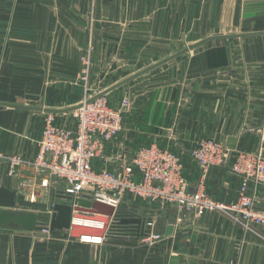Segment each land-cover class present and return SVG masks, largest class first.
<instances>
[{"label":"crops","instance_id":"0c3cea01","mask_svg":"<svg viewBox=\"0 0 264 264\" xmlns=\"http://www.w3.org/2000/svg\"><path fill=\"white\" fill-rule=\"evenodd\" d=\"M220 2L216 0V7ZM231 3L234 26L248 31L203 39L264 32V0ZM209 5L206 0H0V104H6L0 105V153L35 158L46 113L8 105L73 107L69 104L77 98L79 56L90 41H100L102 53L114 56L122 55L126 46L140 54L142 42L143 47L165 48L191 26L202 31ZM183 57L187 62L173 66L178 58L132 82L139 88L124 90L132 108L123 115L124 129L107 156L150 145L172 150L184 162L189 191L202 189L217 201L234 202L241 179L231 167L205 171L190 153L209 138L227 145L235 138L234 152H264V144L257 143L264 135V36L213 41ZM168 66V72L156 77ZM68 115L57 116L69 122ZM116 163L99 167L111 169ZM25 173L11 172L0 161V188L16 192L17 208L31 211L28 194L20 188ZM55 183L40 201L52 195L55 204L58 192L66 188ZM251 191L264 209V185L251 186ZM166 212L164 237L145 243L126 239L98 246L71 237L36 244L29 231L0 228V264H264V242L231 220L217 213H181L176 207ZM169 226L174 233L166 237ZM76 243L82 244L79 252L72 249ZM94 246L100 249L95 258L88 255Z\"/></svg>","mask_w":264,"mask_h":264},{"label":"built area","instance_id":"2783aa9c","mask_svg":"<svg viewBox=\"0 0 264 264\" xmlns=\"http://www.w3.org/2000/svg\"><path fill=\"white\" fill-rule=\"evenodd\" d=\"M89 63V58H84L85 66ZM89 98L86 95L82 107L74 112L73 122L45 115L35 158L0 153V161L7 162L11 172L26 169L20 188L28 194L30 203H35L50 185L61 182L66 188L58 192L57 198L72 197L73 207L80 198H90L116 210L122 209L124 203L141 200L173 206L181 213L196 216L217 213L240 226L245 234L264 242V209L258 208L251 191V186L264 185L262 152H234L213 138L199 142L190 153L194 162L205 171L229 165L241 179L236 200L220 202L202 189L189 191L184 162L172 150L150 145L107 156L110 144L124 129L123 113L113 108L106 97L86 104ZM108 162L117 163L111 169L99 167ZM49 223L50 220L48 228ZM80 240L97 245L103 241L98 237Z\"/></svg>","mask_w":264,"mask_h":264},{"label":"rangeland","instance_id":"374dc122","mask_svg":"<svg viewBox=\"0 0 264 264\" xmlns=\"http://www.w3.org/2000/svg\"><path fill=\"white\" fill-rule=\"evenodd\" d=\"M230 1L232 2V0H221V2L218 4V5L221 4V6L216 7V0H206V3L210 5L206 6V19H205L206 23L202 31L192 28L191 26L187 30V33H184L182 37L176 39L174 38L172 40V44L170 45L167 44L165 48L156 47L157 48L156 49L149 46L143 47L144 43L142 42L140 54L136 52V49L131 48L130 46H126V49H124V53L122 55L114 56V54L102 53L103 49L100 41H94V40H92V42L90 41L86 48V51L79 56L78 71L75 77L76 80L74 81L75 84L74 93L77 98L74 99L73 102H71L69 105H74V106L78 105L80 102H83L86 95H88V97H92L98 94L99 92L120 82L121 80L139 72L140 70H143L144 68H146L147 65L151 63H157L183 50L188 45L199 42L200 40L203 39L202 37H206V35L208 34L235 33L239 31H248V28L246 29L237 28L238 24L234 26L233 23L235 22L233 21V14H232L233 9L231 7L232 3ZM222 26L224 28L223 30H220ZM87 57L90 60V63L87 64L89 68L84 64V58ZM187 58L188 57H182L181 59L175 61L174 63L175 65L173 66H176L182 62H187ZM170 68L171 67L168 66L165 67L164 69L158 70L157 71L158 73H156V77L168 72ZM178 69H182V67L181 68L179 67ZM136 84L131 83L130 85L124 86L119 91L109 94L108 95L109 97L106 96L107 101L112 107L114 106L113 108H115L116 110H120L123 113V115H126V113H128L129 110L132 108V106H131L130 97L128 95L127 97H125V94L123 95V93L124 90H129L133 86L135 88H139V86ZM190 95L191 94H189L188 96L186 95L187 98L185 96L186 98L185 104L190 100L189 99ZM128 101L130 102L129 107H128ZM68 116H71L70 118L71 121L73 122L75 118V113L73 112L71 113V115ZM173 122L175 123L174 118L171 124ZM176 122L179 123V119H177ZM174 123L171 125L169 129L173 127ZM249 137L250 136H248V138ZM259 137L260 140L257 143L264 144V135L258 136V138ZM215 139L219 140V138H215ZM130 150H135V148H131ZM254 152H262L264 154V152L261 149L260 150L257 149ZM41 201L40 199H38L35 203H30V205L28 206L29 209L32 212L35 211V213H39L46 217H51L53 213L54 198L51 195L49 196V198H43V200L41 199ZM123 206L126 208V211L122 210V214L127 218H140L142 221H145L144 228L142 227L143 229L140 228L139 230L132 226L120 228L118 229L117 232L114 231V233L109 234L107 237H105L109 240L102 241V243L104 242L111 243L112 242L111 240H126V239H138L141 242L145 243L149 239L158 240L164 237V230L167 221L165 218L167 213L166 211L171 212L173 210V206L151 204L148 202H143L141 200L124 203ZM76 223H78L79 225H89V224H94L95 222L90 220H76ZM29 236L36 244L41 243L43 241H45V243H48L46 241L58 240L60 238H71L68 232H63L62 234L59 232H51L50 230L47 231L44 229L29 231ZM105 238L100 237L99 239L104 240ZM79 241L81 240L79 239ZM33 245H34L33 249H35L34 248L35 244ZM81 245L82 244L76 243V245H74L72 249L79 252V250L82 249ZM115 248L116 247H113L111 250H109V256L113 254ZM90 250L91 251L88 252V255H90L91 253V256L92 257L94 256V258L95 256L98 255L97 253H100L99 252L100 249L95 246L92 247V249L90 248ZM63 252H64L63 253L64 256H68L69 251L65 250ZM96 261L97 260H94V264H96L95 263Z\"/></svg>","mask_w":264,"mask_h":264},{"label":"water","instance_id":"95a60500","mask_svg":"<svg viewBox=\"0 0 264 264\" xmlns=\"http://www.w3.org/2000/svg\"><path fill=\"white\" fill-rule=\"evenodd\" d=\"M255 36H264V32L259 33H240L222 36H213L194 44L188 45L183 50L155 63L143 70L121 80L113 86L99 92L98 94L90 97L85 103L90 104L98 99L104 98L114 91L134 82L135 80L175 61L178 58L191 54L199 48L205 46L207 43L220 40L241 39ZM6 105V104H0ZM82 103L65 109H47V108H34L27 106H13L15 108L45 112L46 114L62 115L77 111L82 107ZM235 138L229 139L228 147L235 148ZM72 197L59 196L53 207V214L50 217L43 216L31 211L20 210L17 208V193L10 191L4 187L0 188V228L16 227L26 231H34L37 229L50 230L51 232H68L74 239H81L82 237H98L105 238L109 234L118 231L120 228L136 227L143 229L145 221L140 218H127L122 214V209L116 210L115 208L92 201L90 198H80L76 200V206L73 207ZM48 220H50L49 228L46 227ZM74 220H90L103 224V228H95L89 225H78ZM143 227V228H142ZM174 233V227L169 226L166 229L165 236L170 237Z\"/></svg>","mask_w":264,"mask_h":264},{"label":"bare ground","instance_id":"6f19581e","mask_svg":"<svg viewBox=\"0 0 264 264\" xmlns=\"http://www.w3.org/2000/svg\"><path fill=\"white\" fill-rule=\"evenodd\" d=\"M75 222H76V220H75ZM94 222V221H93ZM76 224H78V223H76ZM79 225V224H78ZM90 226H102L103 224L102 223H99V222H95L94 224H89ZM90 237H85V239H89ZM90 240H87L86 242H89ZM98 242V241H97Z\"/></svg>","mask_w":264,"mask_h":264}]
</instances>
